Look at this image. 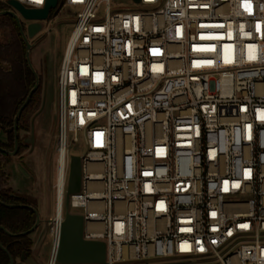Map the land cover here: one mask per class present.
<instances>
[{"label": "built area", "instance_id": "built-area-1", "mask_svg": "<svg viewBox=\"0 0 264 264\" xmlns=\"http://www.w3.org/2000/svg\"><path fill=\"white\" fill-rule=\"evenodd\" d=\"M134 3L59 0L54 14L79 10L57 74L48 264L82 141L70 208L107 264H264V0Z\"/></svg>", "mask_w": 264, "mask_h": 264}, {"label": "rangeland", "instance_id": "rangeland-1", "mask_svg": "<svg viewBox=\"0 0 264 264\" xmlns=\"http://www.w3.org/2000/svg\"><path fill=\"white\" fill-rule=\"evenodd\" d=\"M111 4L113 8L136 7L133 0H111ZM57 11L53 10L52 16L43 22V30L31 41L35 45L31 59L40 77L42 97H44V89L46 90L45 111L36 126L37 133L40 127H44L43 136L38 137L37 141L39 149L29 157L22 158L28 153L25 152L22 157L10 158V163L5 166V171L11 176L13 187L19 193H40L41 198L47 199V212L50 218L54 216L56 207L58 132L54 126L56 79L75 28L74 14H77L79 10L71 7L54 15ZM22 20L26 26L32 23L24 18ZM4 139V134L0 133V141ZM69 151L71 155L83 156L87 147L82 141L80 144L73 145ZM74 212L82 214L83 210H74ZM33 241L35 243L33 254L24 262L19 260L17 264L49 263L53 246L50 226H40L33 234Z\"/></svg>", "mask_w": 264, "mask_h": 264}, {"label": "trees", "instance_id": "trees-1", "mask_svg": "<svg viewBox=\"0 0 264 264\" xmlns=\"http://www.w3.org/2000/svg\"><path fill=\"white\" fill-rule=\"evenodd\" d=\"M8 7L0 3V12ZM0 130L8 134V143L1 144L8 152H14L15 117L26 103L37 80L27 61V45L23 40L16 21L10 16L0 17ZM42 87L34 93L23 111L18 128L28 132L32 118L43 103ZM22 150L18 156H22ZM10 163V156L5 155L4 164ZM11 176L0 168V264H11L23 256L32 255L33 234L23 235L32 230L37 222L36 213L28 208H37V204L24 198L13 197L17 194L10 186ZM18 235V236H14ZM7 249L8 252H5Z\"/></svg>", "mask_w": 264, "mask_h": 264}, {"label": "water", "instance_id": "water-1", "mask_svg": "<svg viewBox=\"0 0 264 264\" xmlns=\"http://www.w3.org/2000/svg\"><path fill=\"white\" fill-rule=\"evenodd\" d=\"M139 3L140 0H134ZM59 0H48L46 7L41 10H31L26 9L22 5L17 2L11 1L9 5L13 8V10H8L5 12H0V17L10 16L12 17L21 32L24 42L27 45V61L29 66L36 77L37 83L35 88L30 92L26 103L20 109L17 116L15 117L14 124V132L16 136L15 141V151L8 152L3 151L4 154L10 156V158H16L19 150V133H18V124L19 119L32 99L34 93L38 91L40 88V77L32 63L31 55L34 49V44L31 41L36 38V36L43 30L42 22L47 21L50 18L53 10H57ZM21 17L27 21L33 22L30 24L27 29H25L24 24L21 21ZM56 92H57V79H56ZM57 94V93H56ZM46 107V90L44 89V97L43 103L40 111L35 114L31 121V134L24 136V144L27 146H31V151L24 155V157H29L38 151L37 141L38 137L43 136L42 129H39V133L36 131V126L39 118L43 115ZM54 126L57 128L58 126V113H57V98H56V112L54 114ZM42 133V134H41ZM39 134V135H38ZM41 136V137H42ZM7 173V172H6ZM83 186V161L81 156H72L71 159V167L69 174V182L67 195L65 200V220L62 225L61 239L57 253V262L59 264H107V244L103 241H88L85 239L84 231H85V219L82 214H76L71 212L70 208V199L73 195H78L82 192ZM13 197L16 198H24L35 202V200L30 199L29 197L17 193L13 194ZM43 199V198H41ZM37 204V203H36ZM28 208L32 209L37 215V222L31 231L23 234L29 235L35 233L40 226L45 227L49 225L51 219L48 215V207H47V199L44 197L42 201V208L38 210V208L28 206ZM0 230H5L3 227ZM18 236V235H14ZM34 246L32 248V254L34 252ZM5 252H8L5 249ZM26 260V256H23L21 261L24 262ZM17 262L14 259H11V264H16Z\"/></svg>", "mask_w": 264, "mask_h": 264}, {"label": "flooded vegetation", "instance_id": "flooded-vegetation-1", "mask_svg": "<svg viewBox=\"0 0 264 264\" xmlns=\"http://www.w3.org/2000/svg\"><path fill=\"white\" fill-rule=\"evenodd\" d=\"M44 129V127H42ZM0 133L1 134H4L5 136V139L0 141L1 144H6L8 143L9 139H8V134L4 131V130H0ZM18 133H19V150H18V154H17V157H20L18 156L20 154V152L23 150L24 153L23 155L25 154V152H30L31 151V146H27L25 145L23 142H24V136L26 135H30L31 134V128L28 132H24L22 130H19L18 128ZM15 141H16V136H15V132H14V145H15ZM3 151H7V149L5 147H3L2 145H0V168H3L4 171H5V166L6 164H4V157L6 154L3 153ZM15 151V150H14ZM22 155V156H23ZM21 156V157H22ZM16 157V158H17ZM6 172V171H5ZM22 259V258H21ZM26 260H27V257H26ZM19 261V260H18ZM21 261V260H20Z\"/></svg>", "mask_w": 264, "mask_h": 264}, {"label": "crops", "instance_id": "crops-1", "mask_svg": "<svg viewBox=\"0 0 264 264\" xmlns=\"http://www.w3.org/2000/svg\"><path fill=\"white\" fill-rule=\"evenodd\" d=\"M40 129H42L41 131H42V133L44 132V130H43V128L42 127H40ZM9 174V173H8ZM10 175V174H9ZM10 185H11V188L16 192V193H19L14 187H13V185H12V182H11V180H10ZM20 194H23V195H25V196H27V197H29L30 199H33V200H35L36 201V203H37V208H38V210H40V211H42L41 210V208H42V199H41V194L39 193V194H37V193H20ZM17 263H18V261H17ZM16 263V264H17Z\"/></svg>", "mask_w": 264, "mask_h": 264}, {"label": "snow or ice", "instance_id": "snow-or-ice-1", "mask_svg": "<svg viewBox=\"0 0 264 264\" xmlns=\"http://www.w3.org/2000/svg\"><path fill=\"white\" fill-rule=\"evenodd\" d=\"M245 7H246V10L250 9V5L246 4ZM250 58H254V57H250Z\"/></svg>", "mask_w": 264, "mask_h": 264}]
</instances>
